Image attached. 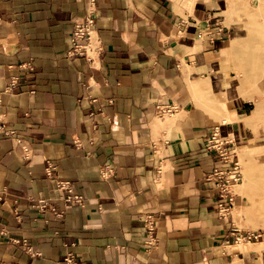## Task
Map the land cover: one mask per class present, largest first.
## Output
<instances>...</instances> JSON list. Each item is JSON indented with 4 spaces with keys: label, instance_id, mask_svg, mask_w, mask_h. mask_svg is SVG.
Here are the masks:
<instances>
[{
    "label": "crops",
    "instance_id": "0c3cea01",
    "mask_svg": "<svg viewBox=\"0 0 264 264\" xmlns=\"http://www.w3.org/2000/svg\"><path fill=\"white\" fill-rule=\"evenodd\" d=\"M227 6L0 0V264H63L67 252L79 264L263 263L264 250L239 245L234 199L205 180L231 169L208 150L212 135L226 151L248 140L252 102L220 59L235 39ZM88 14L89 60L68 57Z\"/></svg>",
    "mask_w": 264,
    "mask_h": 264
},
{
    "label": "rangeland",
    "instance_id": "374dc122",
    "mask_svg": "<svg viewBox=\"0 0 264 264\" xmlns=\"http://www.w3.org/2000/svg\"><path fill=\"white\" fill-rule=\"evenodd\" d=\"M225 14L224 25L233 29L235 39L221 54L222 67L226 78L238 85L239 94L252 102L245 120L248 140L226 152L227 161L237 163L238 174L227 188L234 199L230 216L239 231V245L247 243L260 252L264 250L258 245L264 244V67L249 65L246 58L249 47L264 40V0H228Z\"/></svg>",
    "mask_w": 264,
    "mask_h": 264
},
{
    "label": "built area",
    "instance_id": "2783aa9c",
    "mask_svg": "<svg viewBox=\"0 0 264 264\" xmlns=\"http://www.w3.org/2000/svg\"><path fill=\"white\" fill-rule=\"evenodd\" d=\"M93 26H94V17L92 14H88L82 21L75 22L73 25V30L69 37L70 50L67 52L68 57H79L89 60V57L92 52V39H93ZM15 83L11 85L13 89ZM174 109L165 106L158 108V113L160 116L169 115L173 113ZM208 150L215 152L219 158L224 163L231 165L230 170L215 169L211 174L206 177V181L213 183L217 189L218 194L221 197L229 198V193L227 191L228 186L237 181V163L228 162L226 159V149L223 144L216 138V135H212L208 140ZM55 171V166L48 163L45 168V173L48 177H51ZM56 190L64 194L63 201L65 203H77L79 204L81 199L73 195L72 184L67 181H59L56 183ZM38 209L40 212H44L47 209V204L43 201H39ZM226 210V209H224ZM223 210V211H224ZM51 213L55 217H61L62 212L55 209L51 210ZM144 231H145V240L143 242L144 246L147 249H151L156 246L157 239L155 237L156 226L153 221L152 216L147 215L142 219ZM63 264H79L74 253L67 252L63 256Z\"/></svg>",
    "mask_w": 264,
    "mask_h": 264
},
{
    "label": "bare ground",
    "instance_id": "6f19581e",
    "mask_svg": "<svg viewBox=\"0 0 264 264\" xmlns=\"http://www.w3.org/2000/svg\"><path fill=\"white\" fill-rule=\"evenodd\" d=\"M244 48V47H243ZM249 52L247 55V62H249V65H257L260 67H264V40L262 41H256L255 45L251 48L249 47ZM247 69V67H245ZM264 207V206H263ZM259 246H264V244L259 243ZM258 252V250L256 251Z\"/></svg>",
    "mask_w": 264,
    "mask_h": 264
}]
</instances>
